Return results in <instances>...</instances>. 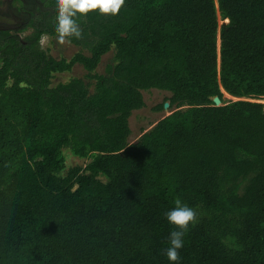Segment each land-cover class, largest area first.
Here are the masks:
<instances>
[{"label": "trees", "instance_id": "16d2710c", "mask_svg": "<svg viewBox=\"0 0 264 264\" xmlns=\"http://www.w3.org/2000/svg\"><path fill=\"white\" fill-rule=\"evenodd\" d=\"M40 1L29 34L0 31V264H169L177 198L198 214L180 264H264V0H125L77 21L69 61ZM151 90L171 113L130 143Z\"/></svg>", "mask_w": 264, "mask_h": 264}, {"label": "clouds", "instance_id": "9594fccd", "mask_svg": "<svg viewBox=\"0 0 264 264\" xmlns=\"http://www.w3.org/2000/svg\"><path fill=\"white\" fill-rule=\"evenodd\" d=\"M124 5L125 0H55L57 44H71L72 38H83L77 22L79 19L86 18L92 13H98L103 17H115ZM41 39L42 42H47L50 37L44 34ZM165 216L169 225L175 229L169 235L170 246L166 249V257L169 264H180V250L184 246V237L190 230L189 226L198 223V214L194 208L177 198L174 207Z\"/></svg>", "mask_w": 264, "mask_h": 264}, {"label": "rangeland", "instance_id": "374dc122", "mask_svg": "<svg viewBox=\"0 0 264 264\" xmlns=\"http://www.w3.org/2000/svg\"><path fill=\"white\" fill-rule=\"evenodd\" d=\"M223 24L224 22L219 20L220 27ZM41 43L43 45V48L49 51V53L56 59L64 58L69 61L81 50L73 44H57L56 37H50L49 41ZM85 54H87V52H85ZM111 64H114V52H111L103 57L96 70V73L104 74L106 67ZM86 75L87 72L83 68V66L76 64L70 72L55 74L53 77L52 85L54 87L60 83H67L73 78H85ZM93 90L94 87L92 86L91 91ZM143 96L146 106L141 110L134 111L130 118V128L132 131L129 139L130 143L136 142L142 136V134L151 130L160 120L171 113L169 107L163 112L154 111V108L157 105L161 104L165 100V98L170 96L169 93L159 90H151L144 91ZM224 98L226 99V101H236V98L228 97L227 95H224ZM256 102L264 104V99L256 100ZM64 153L66 157L67 170L75 166L85 167L89 162L88 160H83L75 157L69 149H65Z\"/></svg>", "mask_w": 264, "mask_h": 264}, {"label": "flooded vegetation", "instance_id": "af4514ba", "mask_svg": "<svg viewBox=\"0 0 264 264\" xmlns=\"http://www.w3.org/2000/svg\"><path fill=\"white\" fill-rule=\"evenodd\" d=\"M36 6L43 7L40 0H0V31L25 36L22 30L33 17Z\"/></svg>", "mask_w": 264, "mask_h": 264}, {"label": "water", "instance_id": "95a60500", "mask_svg": "<svg viewBox=\"0 0 264 264\" xmlns=\"http://www.w3.org/2000/svg\"><path fill=\"white\" fill-rule=\"evenodd\" d=\"M226 23H228V22H226ZM236 100H238V99H236ZM214 103L216 104V106H221L222 105V102H221V100L218 97L214 98ZM168 107H169V104L166 103L165 104V108L167 109Z\"/></svg>", "mask_w": 264, "mask_h": 264}, {"label": "bare ground", "instance_id": "6f19581e", "mask_svg": "<svg viewBox=\"0 0 264 264\" xmlns=\"http://www.w3.org/2000/svg\"><path fill=\"white\" fill-rule=\"evenodd\" d=\"M226 22H228V21H226ZM224 94L227 95L228 97H232V96H230L229 94H227L226 92H224Z\"/></svg>", "mask_w": 264, "mask_h": 264}]
</instances>
